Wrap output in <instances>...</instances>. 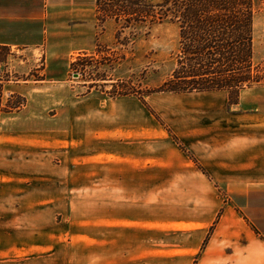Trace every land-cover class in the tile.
Wrapping results in <instances>:
<instances>
[{
  "label": "crops",
  "instance_id": "obj_1",
  "mask_svg": "<svg viewBox=\"0 0 264 264\" xmlns=\"http://www.w3.org/2000/svg\"><path fill=\"white\" fill-rule=\"evenodd\" d=\"M96 2L0 0V45L43 48L47 59L62 62L89 47ZM217 92H166L176 114H163L165 132L132 114L94 121L90 99L75 97L65 128L55 126L60 112L48 115L46 105L32 129L13 124L0 136V264H264V115L235 117L225 114L227 101L195 100ZM236 119L237 133L229 126ZM58 140L68 142L73 162L80 158L74 168L81 178L41 176L58 171ZM91 140L97 156L104 154L98 178L87 170ZM216 183L229 196H218ZM167 189L189 194L171 204Z\"/></svg>",
  "mask_w": 264,
  "mask_h": 264
},
{
  "label": "rangeland",
  "instance_id": "obj_2",
  "mask_svg": "<svg viewBox=\"0 0 264 264\" xmlns=\"http://www.w3.org/2000/svg\"><path fill=\"white\" fill-rule=\"evenodd\" d=\"M172 6L173 0H97L90 9V19L94 27L89 47L67 53L62 62L47 59L43 48L0 45V78H9L3 81V85L4 82L23 84L25 90L20 94L26 98V104L21 110L2 114L0 136L14 128L12 125L16 123H24V130L32 129L33 124L29 122L41 115L44 105L48 115L60 112L53 116L55 126L65 128L69 115L68 101L71 97L90 99L94 121L99 115L102 119L100 121L107 123L105 118L112 114H132L137 115L138 119L152 118L155 132L169 130L163 129L167 127L163 114H176L170 113L171 108L168 107L171 95L150 90L160 86L175 65L179 36L178 27L169 22ZM253 59L255 63L264 59V0L257 2L255 7ZM47 64H50L49 68ZM58 69L60 74L53 75V72H59ZM8 87H3V101L13 93L8 91ZM228 99L226 91L217 92L212 99L199 96L195 98L203 103L212 101L219 105L226 101L228 103ZM123 100L127 103L121 102ZM238 101L242 103L230 106L227 104L225 114L235 117L264 115V84L242 91ZM58 116L59 119L56 120ZM241 121L236 119L235 123L229 125L234 127L235 133L240 131ZM23 142L33 144L27 140L21 141ZM58 143L62 145L58 148L57 156L55 155L58 171L44 172L41 176L81 178V168H74L81 164L80 158L73 162L70 153L65 152L68 142L58 140ZM45 144L50 147L48 142ZM18 146L23 148L25 145L17 143L15 149ZM106 146L113 148L107 142ZM90 150L88 175L90 178H98L97 163L103 160L104 154L97 156L98 144L92 140ZM112 159V155L108 154L106 162ZM68 168L71 172L67 171ZM103 170L106 178L112 177V169L106 167ZM33 175L34 173L27 172L26 178L31 179ZM210 190L203 189L205 194H209ZM213 190L222 197L231 193L218 183ZM167 191L169 195H166L170 197L171 204L175 200L184 201L189 194L186 189ZM228 243L231 246L237 244L236 238L229 239Z\"/></svg>",
  "mask_w": 264,
  "mask_h": 264
},
{
  "label": "trees",
  "instance_id": "obj_3",
  "mask_svg": "<svg viewBox=\"0 0 264 264\" xmlns=\"http://www.w3.org/2000/svg\"><path fill=\"white\" fill-rule=\"evenodd\" d=\"M260 1L173 0L169 22L179 36L175 65L150 92L226 91L233 104L243 89L263 85L264 59H253V20ZM4 80L0 78V116L26 104L17 92L3 101Z\"/></svg>",
  "mask_w": 264,
  "mask_h": 264
}]
</instances>
